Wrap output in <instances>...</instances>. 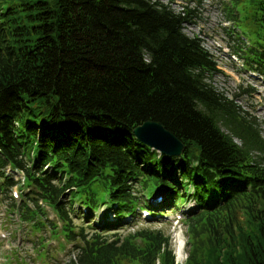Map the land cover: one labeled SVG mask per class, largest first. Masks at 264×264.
Listing matches in <instances>:
<instances>
[{
	"label": "trees",
	"instance_id": "obj_1",
	"mask_svg": "<svg viewBox=\"0 0 264 264\" xmlns=\"http://www.w3.org/2000/svg\"><path fill=\"white\" fill-rule=\"evenodd\" d=\"M170 2L0 0V198L40 226L52 208L75 250L65 264H174L160 230L117 229L190 201L186 264H264L260 124L211 83L213 55L183 31L193 9ZM229 2L243 26L233 52L264 76V0ZM146 120L182 155L139 141Z\"/></svg>",
	"mask_w": 264,
	"mask_h": 264
},
{
	"label": "rangeland",
	"instance_id": "obj_2",
	"mask_svg": "<svg viewBox=\"0 0 264 264\" xmlns=\"http://www.w3.org/2000/svg\"><path fill=\"white\" fill-rule=\"evenodd\" d=\"M170 3L176 11L193 9V22L184 23L183 31L188 36L201 37L203 46L213 55L220 72L213 75L211 83L228 97L237 94L235 102L243 111L255 117L264 137V76L245 69L240 58L233 52L236 45L240 44L237 37L242 35L243 30L240 12L229 0H172ZM18 189L17 186L13 187L12 193H18ZM157 195L159 193L152 195L151 200L149 196L145 198L158 206L165 196L158 203L155 198ZM194 205L192 201L182 202L173 208L169 206L167 210L157 212L154 216H144L138 211L132 219H125L117 229L118 235L124 237L142 229L160 230L168 237L174 264H186L191 251L187 219L191 214L190 210L195 208ZM42 206L55 226H40L37 222L23 221L0 198V264H65L70 259H75L73 243L64 238L61 223L54 211L49 205ZM103 209L102 206L95 213L94 223L105 216ZM79 210L84 214L81 208ZM39 218L36 217L37 220ZM111 218L112 213L108 211L107 219ZM74 221L78 226L83 222L80 218ZM136 241L140 242L139 239ZM156 264H159L158 260Z\"/></svg>",
	"mask_w": 264,
	"mask_h": 264
},
{
	"label": "water",
	"instance_id": "obj_3",
	"mask_svg": "<svg viewBox=\"0 0 264 264\" xmlns=\"http://www.w3.org/2000/svg\"><path fill=\"white\" fill-rule=\"evenodd\" d=\"M139 141L163 155L181 156L184 143L157 121L146 120L133 128Z\"/></svg>",
	"mask_w": 264,
	"mask_h": 264
},
{
	"label": "bare ground",
	"instance_id": "obj_4",
	"mask_svg": "<svg viewBox=\"0 0 264 264\" xmlns=\"http://www.w3.org/2000/svg\"><path fill=\"white\" fill-rule=\"evenodd\" d=\"M179 248V247H178Z\"/></svg>",
	"mask_w": 264,
	"mask_h": 264
}]
</instances>
